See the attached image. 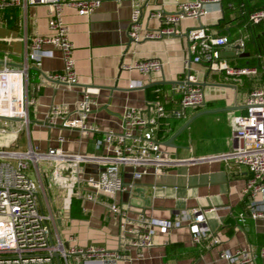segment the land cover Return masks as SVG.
<instances>
[{
    "label": "crops",
    "instance_id": "crops-1",
    "mask_svg": "<svg viewBox=\"0 0 264 264\" xmlns=\"http://www.w3.org/2000/svg\"><path fill=\"white\" fill-rule=\"evenodd\" d=\"M261 5L264 0L245 1L239 8L229 10L223 18L221 3L220 6L207 3L204 5L207 11L200 19L212 31L227 35L229 43L219 47V57L230 65L256 66L257 71L253 74L226 75L195 61H190L187 67L184 59L189 57L190 48L182 33L198 23L193 18H182L176 23L179 34L131 42L127 36L129 0H101L85 14L78 13L72 5L62 4L61 18L72 44L76 84L47 76L60 70L62 65L56 47L42 45L39 66L27 59L23 98L33 100L25 106L27 121L15 126L17 119L0 117V125L7 126L11 132L17 129L12 133H0V144H5L14 134L11 144L18 149H24L29 143L41 150L47 146H60L63 151L71 153L99 155L104 152L93 144L94 137L100 133L81 131L59 122L48 124L45 120L51 103L65 106L69 117H75V101L82 89L92 96L85 123L96 125L101 131H118L121 113L126 107L144 111L146 102L154 99L165 107L175 106L179 96L172 87L179 83L178 80H186L189 73L203 83L200 86L204 101L200 105L185 107L182 116L161 117L156 123L155 136L163 153L181 161L164 169L149 168L137 179L131 176L132 167L125 166L121 174L127 186L115 193L113 199L125 212L124 217L131 221L140 215L171 217L179 209L199 206L206 209L207 223L217 233L219 241L210 245L195 244L183 223L165 232L156 230L151 238L152 245L140 253L131 247L126 248L125 258L117 264H227L218 256L221 249L245 244L260 247L256 234L264 233V219L247 216L243 222L236 221L237 212L245 211L241 185L248 171L243 165L233 163L226 166L221 159L207 155L230 149L232 116L244 111V98L251 87H264L261 60L264 31L259 24L246 21V12ZM175 7L176 0H143L139 30L142 32L159 25L156 18L148 15L150 10L173 11ZM49 11L50 5L46 3L10 5L0 9V67L4 63L19 65L25 60L29 38L48 32ZM146 57H158L160 70L142 74L136 69L121 68L123 62ZM184 122L185 125L171 138L172 145L164 144ZM58 136L63 139L58 141ZM100 165L96 160L62 162L58 173L62 179L72 181L75 176L95 171ZM38 166L32 177L37 180L45 209L55 217L59 236L67 239L71 235L72 242L79 245L116 247L118 214L87 200L80 204L86 208L84 212L77 207L82 215L71 214L70 204L75 196L68 197L67 188L50 176V162L41 161ZM110 200L107 198L106 202Z\"/></svg>",
    "mask_w": 264,
    "mask_h": 264
},
{
    "label": "built area",
    "instance_id": "built-area-1",
    "mask_svg": "<svg viewBox=\"0 0 264 264\" xmlns=\"http://www.w3.org/2000/svg\"><path fill=\"white\" fill-rule=\"evenodd\" d=\"M101 0H0V9L10 5L26 3H46L50 5L47 19L48 32L33 35L26 42L25 60L19 65L4 63L0 67V116L15 118L26 123V104L31 98H23L27 78V59L39 66L42 45L49 44L60 52L62 65L60 70L48 73L51 79L67 84L77 83V74L72 57V44L67 35V27L61 18L62 4H69L80 14L92 11ZM130 14L127 36L131 42L144 38H158L163 35L181 33L176 23L182 18H193L197 24L183 30L189 42L190 55L184 59L189 67L190 61L202 62L210 69L221 70L226 75L256 73V66L230 65L219 57V47L229 43L226 34L212 31L200 21L206 13L207 3L220 6V0H176L173 11L154 9L148 15L158 20L154 29H140L141 2L129 0ZM244 13V10L241 9ZM246 21L259 24L264 31V5L246 12ZM240 45L241 41L238 42ZM241 48L238 49V52ZM123 69H136L142 74L158 71L161 60L158 57H146L132 62L121 63ZM264 70V67H263ZM187 81L194 82V74H187ZM178 92L175 106L165 107L158 100H148L145 110L133 106L126 107L121 113V128L99 130L95 125H87L85 119L92 101L91 94L82 89L75 101V117H69V110L57 103H51L46 113L48 124L61 123L67 127H78L81 131L97 132L94 137L95 148L102 153L82 154L63 151L60 146H47L37 149L29 143L24 149L14 147L11 142L0 144V264H117L125 258V249L131 247L140 253L143 248L152 245V235L158 230L168 231L185 224L190 239L195 244H214L218 235L208 225L205 211L199 206L182 208L171 217L155 218L138 216L135 221L124 217V211L113 199L115 193L125 189L127 184L122 178L125 166H131V176L137 179L149 168L164 169L176 164L180 158L167 156L161 149L160 141L155 136L156 123L161 117H180L183 109L198 106L204 101L203 89L195 83L179 82L173 85ZM10 131L0 125V133ZM17 129H12L16 132ZM100 131V132H99ZM11 132V133H12ZM232 145L224 152L207 155L221 159L226 166L239 164L248 171L241 185V195L245 202V211H238L236 221L243 222L248 216L264 219V87H251L244 98V111L232 116ZM62 136L57 140L61 141ZM96 160L100 167L84 175H78L72 181L59 177L58 170L62 162H84ZM50 162V176L67 188L68 197L74 195L82 201L106 206L119 217L118 244L116 247H104L96 244L79 245L72 242V236L63 239L59 236L55 217L46 210L39 196V185L35 177L28 173L32 166L34 172L39 169V162ZM111 198L110 202H106ZM81 210L86 208L82 205ZM211 208V207H210ZM209 208V209H210ZM218 256L227 264H264V246L254 248L250 244L232 249L223 248Z\"/></svg>",
    "mask_w": 264,
    "mask_h": 264
},
{
    "label": "trees",
    "instance_id": "trees-1",
    "mask_svg": "<svg viewBox=\"0 0 264 264\" xmlns=\"http://www.w3.org/2000/svg\"><path fill=\"white\" fill-rule=\"evenodd\" d=\"M245 1L248 2V0H220L221 8L223 10V18L226 17L229 10L239 8L241 4L245 3ZM70 212L73 215H82L80 211H78L77 206L72 202L70 204ZM256 237L257 246L264 245V233H257Z\"/></svg>",
    "mask_w": 264,
    "mask_h": 264
},
{
    "label": "water",
    "instance_id": "water-1",
    "mask_svg": "<svg viewBox=\"0 0 264 264\" xmlns=\"http://www.w3.org/2000/svg\"><path fill=\"white\" fill-rule=\"evenodd\" d=\"M57 81H59V80H57ZM175 81H177V80H175ZM179 82H186V83H195V84H198V85H203V83L201 82V81H194V82H191V81H187V80H184V81H180V80H178ZM60 82H62V81H60ZM168 82H170V81H168ZM172 83H174V82H172ZM214 83H216V82H214ZM0 117H5V116H0ZM187 122V121H186ZM186 122H184L175 132H173V134L170 136V137H168L167 138V140H165V142H164V144H166V145H172V142H171V138L173 137V135L176 133V132H178L184 125H185V123Z\"/></svg>",
    "mask_w": 264,
    "mask_h": 264
},
{
    "label": "rangeland",
    "instance_id": "rangeland-1",
    "mask_svg": "<svg viewBox=\"0 0 264 264\" xmlns=\"http://www.w3.org/2000/svg\"><path fill=\"white\" fill-rule=\"evenodd\" d=\"M261 60H262L263 65H264V54H263ZM19 122H20V121H18L17 125H15V126H20V125H21V124H20L21 122H20V123H19ZM39 163H40V162H39ZM28 173H29L31 176L34 175V170H33L32 166L28 169ZM34 176H35V175H34ZM72 203L75 204L77 207H79L80 204H82V200H81V198L73 197V198H72Z\"/></svg>",
    "mask_w": 264,
    "mask_h": 264
}]
</instances>
